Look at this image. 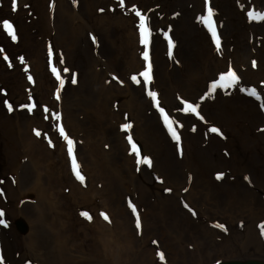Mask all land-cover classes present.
<instances>
[{
    "label": "bare ground",
    "instance_id": "obj_1",
    "mask_svg": "<svg viewBox=\"0 0 264 264\" xmlns=\"http://www.w3.org/2000/svg\"><path fill=\"white\" fill-rule=\"evenodd\" d=\"M217 1L210 0L215 9L219 6ZM75 2L54 0L51 13L44 8V0H19V3L29 5L37 20L35 23L40 25L46 39L64 47L68 63L71 64L75 53L84 55L83 64L76 63L81 73L78 83L70 88L67 95L61 96L60 107L66 126L80 141L77 152L81 168L85 170V179L82 184L66 174L62 175L55 170L53 158L44 153L46 149L41 144L24 140L37 115L21 123L16 122L19 124L16 126L19 155L10 156V171L2 175V197L5 199L2 207L6 212L4 216L9 215L20 232L18 261L28 258L29 264H158L154 255L161 249L164 264H190V261L193 264H211L216 260L237 264L248 259L263 264L264 239H260L254 225L258 218H264V200L257 187L261 184L253 185L250 179H247L248 183L244 181L247 165L241 162L235 165L231 182L226 181L221 190L192 161H179L173 143L163 132L149 100L143 96V89L126 82L128 73L139 68L141 62L137 60L135 43L131 47V56L126 53L130 43L123 33V20L116 19L114 29L103 20H109L107 17L99 20L97 30L100 38L96 39L98 47L95 50L85 40L90 26L83 17H89L92 8H106L110 0H78L77 6ZM238 4L241 5L240 2ZM173 8L181 12L179 17L171 18L172 11L157 21L154 17L155 13H162L160 8L152 15L154 30L162 26L165 29L166 24H171L174 48L168 61L164 44L153 46L151 64L154 78L150 83L154 88L164 89L162 101L170 112L179 107L175 99L178 86L183 88L186 97L190 94L191 98L185 99L198 103L208 92V82L231 67L224 65V70L216 68L202 81L199 90L191 92V83H183L179 75L191 51L198 50L193 43L203 37L193 22L195 15L203 10V2L174 0ZM254 8L259 11L264 9V5ZM218 11L222 49L224 56L228 57L233 54L229 45L223 43L229 34L231 15L221 4ZM182 12L186 13V18ZM242 22L245 29L264 28V21L256 27L244 16ZM17 27V30L25 31V26ZM134 36L136 41L135 33ZM250 46H243L248 67L254 55L259 54L255 44ZM173 59L180 61L179 66ZM261 64L256 62L255 65L257 77L263 75ZM116 67H119L120 78L124 82L122 87L107 74ZM196 78L193 71L191 79ZM41 83L35 80L32 89L41 91L47 86H41ZM47 93H51L49 87ZM19 96L26 99L23 93L19 92ZM235 96L242 101V97ZM51 102L54 106L52 99ZM208 102L206 98L201 107L207 106ZM251 106L252 103H248L244 107L242 112L245 116L247 113L255 115ZM229 110V117L236 114L235 109ZM123 113L125 121L132 123L130 133L133 142L143 156H150L151 166L136 165L132 155L126 154L124 132L118 130V126L123 124ZM186 114L177 116L182 122L183 118L186 119L182 139L183 150L189 152L193 145L188 126L193 119ZM229 124L232 125L230 120ZM40 127L45 128L43 123ZM105 144L107 149L103 148ZM251 184L253 187L248 189ZM67 188L68 194H65ZM166 188L171 191L166 192ZM130 200L141 220V228L137 231L126 207ZM86 209L92 217L89 224L77 214L73 215V211L87 212ZM101 212L109 216L110 222L100 216ZM190 212L194 213V218ZM217 220L223 221L224 229L215 227L219 224ZM80 223H84L87 231L79 227ZM189 243H192L190 250L186 247Z\"/></svg>",
    "mask_w": 264,
    "mask_h": 264
},
{
    "label": "rangeland",
    "instance_id": "obj_2",
    "mask_svg": "<svg viewBox=\"0 0 264 264\" xmlns=\"http://www.w3.org/2000/svg\"><path fill=\"white\" fill-rule=\"evenodd\" d=\"M75 1L78 2V0ZM76 2L74 3L75 6H77ZM202 2L203 10L195 15L193 22L196 23L197 29L199 28L202 31L203 37L200 39L198 38V42L193 43V46H197L198 50L195 51L194 49L191 51L192 53L189 54L190 57H188L187 63L182 67L179 79L183 83H191L193 86L191 92H195L201 88L202 81L207 79L206 77L208 75H212L216 68L224 70V65H230L231 67H229V69L236 74L237 81L235 84H231L228 87H217L209 92V85L215 80H218L221 75V73L217 74L210 80V82H208V92L204 93L205 97L203 94V99H200L198 103L189 100L197 105L198 112V114H186L193 119L188 126L190 143L193 145L189 152L183 150L182 129L184 127V120L186 121V119L183 118L184 120L182 122V119L177 116V114L184 115V112L179 111V109L183 107L181 101L185 100V98L190 99V94L186 97L183 88L178 86L175 90V95L178 96H176L175 99L179 107L170 112L168 106L163 104L162 101V93L164 89L154 88L150 84L154 78V71L151 64L153 46L155 48L157 44L163 43L165 47V58L168 61H170L171 56L173 55L174 48L171 36V24H166L165 29H163L162 26L156 27V30H154L153 28L155 25L152 15H154V12L160 8L162 13H155L156 16L154 18L157 21H161L165 13H171L174 11V0H110V4H108L106 8L104 6L95 9L92 8L90 16L83 17L87 26H90V30L86 29L87 32L88 30L89 32L87 33V38L85 37V40H88L90 47L95 50L98 47L96 39L100 38L97 30V27L100 25L99 20L107 17L109 20H103L106 21L107 25L114 29V22L117 21L116 19L121 18L124 25V36L130 43L126 49V53L129 57L131 56V47L132 44L134 45L135 43L137 60L141 62L139 68L128 73L126 82L131 86H139L143 89V96L149 100L151 109L155 112L163 132L174 145L176 158L179 161L184 159L192 161L204 173L207 179L212 180L215 187L221 190L223 188L222 185H224L226 181H230V178L233 177L232 172L235 169V165L243 162L247 165V171L244 177H248V179L253 182V185H255V183L261 184V186L258 185L257 187H259V190L262 192V199L264 200V63L261 64L264 60V28L258 27L257 29H245L246 25L242 22L244 16L249 23L251 22L256 27L259 23L264 21L260 19H252L248 16V13L252 11H256L255 13L259 11L264 12V9L257 11L254 8V6L261 7L264 5V0L217 1L219 6L220 4L226 6L231 15L229 18L231 22L228 29L229 34L224 41L225 43H223L229 45V49L231 50L230 53L233 54L228 57L224 56L221 30H219L217 23L219 6L215 9L210 0H202ZM239 2L241 5L238 4ZM53 3L54 0H44V8L52 13L54 6ZM133 5H135V9L133 8ZM209 7H211L213 12V24L219 37V46H217L212 38L211 32L201 19V17L207 15ZM242 7L246 9L244 12ZM136 11L141 12L142 15L148 18V25L151 32L148 52L152 80L147 86L143 85V78L139 76V73L144 70L145 61L142 56L144 45L140 43L138 29L139 18L136 16ZM180 14L181 12L174 11L170 16L171 18H175L179 17ZM183 14L186 18V13L182 12V15ZM4 19H8L13 24V30L17 39L13 41L4 30L2 23H0V197L2 198L0 200V212L3 213V216L0 219L5 222L4 224H0V258H2V264H29V261L27 260L30 259L28 258L23 262L20 261L21 263L18 261V252L21 248L18 237L20 232L10 216H4L6 212L5 208L2 207L5 204V199L2 197L4 186L2 183L4 180L2 175L10 171L8 164V162L11 161L10 156L14 158L16 157L15 155H19L18 145L20 144L18 142L19 136L16 128L19 124H16V122L21 123L37 115V120L33 121V125L27 130L24 140H30L37 145L41 144L40 146H43L46 149L44 150V153H49L53 158L52 161L55 164V167L53 166L55 170L61 172L62 175L66 174L73 181L80 182L72 172L71 161L67 155V143L60 136L57 128V125L62 126L69 138L74 141V155L80 165L81 174L85 178V170L81 168L82 165L77 152V146L80 144V141L76 139L75 135L73 136L66 126L65 117H63L62 113L63 110L60 107L61 96L67 95L70 88L78 83V78L81 73L80 70L76 68V63L81 62L83 64L85 58L82 53H75L71 64L68 63L64 57V47L53 44L50 40L46 39L45 35L41 33L40 25L35 23L36 18L31 14L28 4L19 3V0H17V8L13 11L12 0H0V21ZM17 24L25 26V31L21 32L19 29L17 30ZM134 33L136 34V41ZM164 33L168 34V38H165ZM93 37L95 38V42H93ZM168 39H171L172 41L171 50H169ZM251 44L256 45L255 48L259 54L256 53L258 55H254V59L249 62L248 67L246 63L247 60H245L243 56V53L245 52L243 46H250ZM113 47L114 46L112 45V48ZM49 48L52 49L53 53L51 61L49 60L48 55ZM5 57H7V59H5ZM61 59L63 61L62 63ZM173 62L176 66H179V60L173 59ZM256 62H260L261 64L263 71L261 77H257L255 74ZM53 67L57 69L60 79L64 81L63 85L57 80L56 74L52 72ZM65 68L68 69V71H64ZM111 71L112 73H107L109 79L115 82L119 87H122L124 82L120 78L119 67H116ZM193 71L197 74L196 79H191ZM73 74H75L76 83H72ZM133 75H136L141 83L133 82L131 79ZM29 76L32 77L31 80L28 79ZM35 80L42 81L43 83H41V86L43 84L47 86L41 91H34L32 88ZM21 83L24 84L21 86ZM48 87L49 90H51V93H47ZM58 89L59 91H57ZM253 89L256 91L255 96L251 95V90ZM148 91L157 92V99L160 107H163L165 111L169 113L170 118L175 121L173 127L180 136L179 147H177V142L172 138L171 133L165 126L158 108L152 103L151 97L147 95ZM19 92L25 95V100L20 98ZM40 92H42L43 95H40ZM236 94L238 97L243 98L242 101L237 99V96H235ZM57 96H59V99H57ZM29 97H31V99H29ZM206 98H208L209 104L201 107V104ZM51 99L55 104L54 106ZM4 101H8V103L12 105V111L8 110ZM29 103L35 105L32 112H29L27 108L21 107L22 104ZM248 103H252L251 107L255 113L254 116H251L250 113H247L245 116L242 112ZM45 108L48 109L47 112L44 111ZM230 108L235 109L236 114H232L229 117L228 114L230 113ZM55 113L60 114L59 121L54 119ZM125 120L126 115L123 113V124L129 123ZM229 120L232 122V125L229 124ZM238 122L242 124L239 125ZM40 123H43L45 128H41ZM123 124L118 126V130L124 132L123 138L127 146L126 154L132 155L134 162H136L135 154L130 152L131 146L127 141V136L132 133H130V129H122L121 125ZM213 127L217 128L218 131L215 133L210 131ZM37 131L41 133L40 136L36 135ZM49 141H51V145L49 144ZM107 146L108 145L105 144L103 145V148L107 149ZM141 156H143L142 153ZM148 157L150 158V156ZM5 160L6 166L4 165ZM145 167L149 166L147 165ZM43 169H46V167H43ZM217 173H223L220 179L216 178ZM244 181L247 182L246 179H244ZM252 184L248 185V189L253 187ZM242 191H244V189H242ZM65 194H68V188ZM130 201L132 202V200ZM126 207L130 211L133 223H135L136 217L132 214L131 209L128 207V203L126 204ZM80 213L73 211L74 216L77 214L82 221L89 224V220L81 216ZM88 213L90 215V211ZM190 214V216L194 218L195 215L191 212ZM217 221L219 224L224 225L222 220ZM254 225L257 228L260 239L263 240L264 234L261 233L262 229H264V218H258ZM79 227H82L84 231H87L84 223H80ZM134 229L137 231L135 224ZM189 234L193 237L194 235L196 236L195 233ZM191 246L192 243L186 244L188 250H190ZM186 247H184L185 250ZM160 250L157 252L162 253ZM157 252L154 255L156 263L164 264V260H161L160 257L157 256ZM250 261L253 260H243L242 263ZM226 262L235 263L232 261L230 262L229 260L224 262H222V260H216L211 264H222ZM191 263L193 264V261H190V264Z\"/></svg>",
    "mask_w": 264,
    "mask_h": 264
},
{
    "label": "snow or ice",
    "instance_id": "obj_3",
    "mask_svg": "<svg viewBox=\"0 0 264 264\" xmlns=\"http://www.w3.org/2000/svg\"><path fill=\"white\" fill-rule=\"evenodd\" d=\"M74 2H75V0H74ZM16 8H17V0H12V10L15 11ZM133 8L135 9V5H133ZM136 16L139 18L138 29H139V35H140V43L142 45H144V51L142 53V56H143V60L145 61L144 70L139 73V76H141L143 78V85L147 86L149 84V82L152 80L151 64L149 63V52H148V46H149V42H150L149 38L151 36V32H150L149 25H148V18L145 17L144 15H142L141 12H139V11H136ZM248 16H249V18H252V19L264 20V12H257V13L249 12ZM201 19L203 20V23L207 26L208 30L211 32L213 40L215 41L217 46H219L220 41H219V37H218L217 32H216V28L213 24V12H212L211 7L208 8L207 15L201 17ZM0 23H2L4 30L8 33V35L11 37V39L13 41H15L17 39V36L13 30V24L8 19H4V20L0 21ZM164 35H165V38H168L167 33H164ZM93 42H95L94 37H93ZM168 46H169V50H171V48H172L171 39H168ZM52 54H53L52 49L49 48L48 55H49L50 61H51ZM5 59H7V57H5ZM62 62L63 61L61 59V63ZM64 71H68V69L65 68ZM52 72L54 74H56L57 80H59L60 84L63 85L64 81L60 79V76L57 73V69L55 67L52 68ZM28 79L31 80L32 77L29 76ZM131 79L135 83H141V81L137 79L136 75H133L131 77ZM236 81H237L236 74L231 69H229L227 72L221 73L219 79L215 80L211 85H209V92H211L213 89H216L217 87H228L231 84H235ZM72 83H76L75 74L72 75ZM57 91H59V89ZM147 95L149 97H151L152 103L155 104L156 107L158 108L160 116L163 119L165 126L168 128V131L171 133L172 138L177 142V147H179L180 136L178 135L177 131L173 127L175 121L170 118L169 113L166 112L163 107H160L159 101L157 99V96H158L157 92L148 91ZM251 95H253V96L256 95L255 89L251 90ZM29 99H31V97H29ZM57 99H59V96H57ZM201 99H203V97H201ZM181 103H182L183 107L180 108L179 111H182L184 113H196V114H198L197 105L195 103L189 102L187 99L182 100ZM4 104L8 108L9 111H12V105L9 104L8 101H4ZM21 107L27 108V110L29 112H32L35 105L29 103V104H22ZM44 111L47 112L48 109L45 108ZM54 119L59 121L60 120V114L55 113ZM131 127H132V125L130 123H126V124L121 125V128L124 130L130 129ZM57 128H58L60 136L67 143V155L71 161L72 172L75 175L76 179L79 180L81 183H83L85 178L81 174L80 165L78 164L76 156L74 155V141L69 138V136L66 134V132L62 126L57 125ZM210 131L215 133L218 131V129L213 127L210 129ZM36 135L40 136L41 133L37 131ZM127 141H128V144L131 146L130 152L135 154L136 164L137 165L144 164V165L151 166V163H152L151 159L147 155L141 156L140 149L137 147V144L135 142H133V138L131 135L127 136ZM49 144L51 145V141H49ZM222 175H223V173H217L216 178L220 179L222 177ZM244 179L247 180L248 177H244ZM165 191L166 192L171 191V189L166 188ZM128 207L131 209L132 214L136 217L135 225H136V229L139 230L141 228V220H140V217L137 213V209L132 204L131 201L128 202ZM185 207L187 208L188 205L185 204ZM189 211H191V209H189ZM80 215L85 217L89 221H91V219H92V217L89 215L88 212L82 211L80 213ZM0 216H3L2 212H0ZM100 216L105 221L110 222V218L105 212H101ZM4 223H5L4 220L0 219V224H4ZM215 227L220 228V229H224L223 224H216ZM261 234H264V229H262ZM153 243H155V241H153ZM157 256H159L161 260L164 259V255L161 252H157ZM0 264H2V258H0Z\"/></svg>",
    "mask_w": 264,
    "mask_h": 264
},
{
    "label": "water",
    "instance_id": "obj_4",
    "mask_svg": "<svg viewBox=\"0 0 264 264\" xmlns=\"http://www.w3.org/2000/svg\"><path fill=\"white\" fill-rule=\"evenodd\" d=\"M222 264H236V263H222ZM237 264H260L259 262H254V261H250V262H243V263H237ZM264 264V263H263Z\"/></svg>",
    "mask_w": 264,
    "mask_h": 264
}]
</instances>
